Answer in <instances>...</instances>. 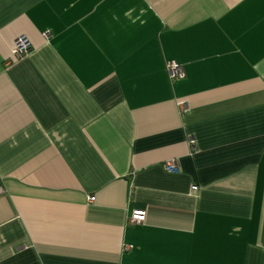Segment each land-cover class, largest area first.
Returning <instances> with one entry per match:
<instances>
[{"label":"crops","instance_id":"1","mask_svg":"<svg viewBox=\"0 0 264 264\" xmlns=\"http://www.w3.org/2000/svg\"><path fill=\"white\" fill-rule=\"evenodd\" d=\"M0 182V264H264V0H0Z\"/></svg>","mask_w":264,"mask_h":264},{"label":"built area","instance_id":"2","mask_svg":"<svg viewBox=\"0 0 264 264\" xmlns=\"http://www.w3.org/2000/svg\"><path fill=\"white\" fill-rule=\"evenodd\" d=\"M31 48V44L24 36L20 37L16 45L13 49V54L15 56H20L25 52H28ZM168 74L171 80L182 79L185 76V70L182 64L177 61H170L167 64ZM182 105V109L186 110V105L184 103H180ZM164 168L169 172H177L179 170L177 162L175 160L167 161L164 164ZM5 191L4 186L0 182V194ZM94 196L90 195L89 200L92 201ZM146 219V211L142 209H135L132 214L128 217V223L130 225H135L139 223H143ZM131 246L126 247V249H130Z\"/></svg>","mask_w":264,"mask_h":264}]
</instances>
